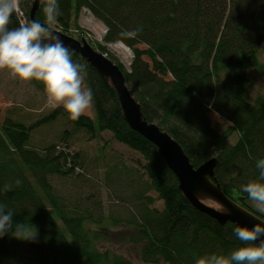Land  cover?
Returning <instances> with one entry per match:
<instances>
[{"label":"trees","instance_id":"obj_1","mask_svg":"<svg viewBox=\"0 0 264 264\" xmlns=\"http://www.w3.org/2000/svg\"><path fill=\"white\" fill-rule=\"evenodd\" d=\"M33 2L20 1L26 18ZM46 2L39 1L35 20L47 27L69 30L81 9L99 21L106 32L94 49L119 67L146 121L166 131L194 168L215 158L214 178L225 195L264 219L240 191L258 179L256 163L264 159V96L251 99L247 77L258 70L264 80L258 60L264 0H58L62 14L52 25L46 23ZM19 25L14 13L8 27ZM137 28L142 31L134 38L120 35ZM117 44L130 52L128 70L106 53ZM73 59L84 66L85 86L93 91V118L72 120L57 108L25 123L12 110L0 124V203L14 223L37 229L34 240L11 232L0 239V264H129L100 246L108 223L129 230L145 264H196L244 246L231 224L220 226L191 209L156 148L122 120L112 88L78 54ZM60 113L69 117L71 131L64 128L53 143L34 141V130ZM212 115L224 121L222 129L213 126ZM82 140L101 143V155L120 145L144 163L139 171L116 163L118 154L110 167L95 157L85 160L72 152ZM7 184L13 187L5 193Z\"/></svg>","mask_w":264,"mask_h":264},{"label":"clouds","instance_id":"obj_2","mask_svg":"<svg viewBox=\"0 0 264 264\" xmlns=\"http://www.w3.org/2000/svg\"><path fill=\"white\" fill-rule=\"evenodd\" d=\"M19 6L20 0H0V71H8L13 78L22 82L40 83L49 107L62 106L70 119L78 120L93 102V91L85 87L84 66L74 61L72 50L45 24L33 20L9 28ZM43 11L47 25L55 24L62 14L58 0H47ZM140 31L142 28L125 30L120 35L131 39ZM256 167L259 170L258 179L242 185L240 191L255 202L260 212H264V159L258 160ZM21 183L19 179L15 181L17 186ZM12 187L7 184L3 191H11ZM222 214H227V210ZM13 217V213L6 210V205L0 203V239L11 232L18 240H34L37 236L36 226L14 223ZM233 234L244 246L228 255L201 257L196 264H264V226L259 223L251 228L236 225Z\"/></svg>","mask_w":264,"mask_h":264},{"label":"rangeland","instance_id":"obj_3","mask_svg":"<svg viewBox=\"0 0 264 264\" xmlns=\"http://www.w3.org/2000/svg\"><path fill=\"white\" fill-rule=\"evenodd\" d=\"M32 5L33 4H31V7ZM49 27L66 34L78 42L84 40L92 47L93 50L98 48L96 47V44L101 43V39L105 33L104 26L99 21L94 19V17L86 9L80 10L75 24H72V27L69 30H61L56 26ZM261 44V47L258 49V60L259 64L263 66L264 41ZM106 53L112 55V57L119 62L124 69L128 70L130 59L129 53L126 49L118 45L110 47L107 46ZM247 77L250 80L251 99L254 100L258 96H264V80L261 73L258 70H251L247 72ZM256 84H259V86L256 87ZM57 108L64 109L62 106L56 108L49 107L47 105L45 91H38L32 82H22L19 79L13 78L6 70L0 71V124L7 116L8 112H11L12 110L15 112L16 117H19L25 123H32L39 115H46ZM93 110L92 103L91 108L88 109L84 115L90 119L93 118ZM211 119L214 127L219 129L224 127V121L218 116L212 115ZM64 128L65 131L69 132L73 127L70 124V119L67 117V114L60 113L57 115L56 121L34 130V135L32 136L34 141L44 139V141H48V143H53L57 139L56 137L61 135L60 131H63ZM102 135L107 139L110 136L108 133H104ZM98 144L99 145H96L95 143L87 142L86 140L75 142L72 147V152H78L80 157L85 160L87 157L90 159L95 157L97 160H101V162L107 167L111 166L108 164L109 160H112L115 164L116 154H118L120 156L118 157L120 160H117L116 163L126 164L131 169H138L140 171V166L144 163V161L137 152L132 150L130 151L125 147L123 148L120 145L114 144V146L109 149L111 151L107 149L104 154L101 155L97 151H99L102 144ZM151 194V196L154 197L152 192ZM104 201V205L106 207L108 203L105 199ZM155 205H159V207H161L159 201L155 202ZM262 213L264 214V212ZM108 224L103 227L104 230L102 231L105 238L103 240V245L100 246L103 250H108L111 253L122 256L129 264H145L140 260L136 248L129 242V230L123 226H110L111 224Z\"/></svg>","mask_w":264,"mask_h":264},{"label":"water","instance_id":"obj_4","mask_svg":"<svg viewBox=\"0 0 264 264\" xmlns=\"http://www.w3.org/2000/svg\"><path fill=\"white\" fill-rule=\"evenodd\" d=\"M39 1L34 0L27 16L28 22L35 20ZM16 14L23 24L24 16L19 10ZM51 31L59 35L64 44L73 53L78 54L112 88L118 100L122 120L132 131L156 148L166 167L175 177L178 192L192 210L210 217L220 226L231 224L233 227L240 225L251 228L257 223L264 226V219L225 195L214 178L215 158L194 168L181 146L166 131L146 121L140 105L127 88L123 73L115 63L93 50L84 40L78 42L57 30L51 29ZM224 210H227V214H222Z\"/></svg>","mask_w":264,"mask_h":264},{"label":"bare ground","instance_id":"obj_5","mask_svg":"<svg viewBox=\"0 0 264 264\" xmlns=\"http://www.w3.org/2000/svg\"><path fill=\"white\" fill-rule=\"evenodd\" d=\"M22 14V13H21ZM23 15V14H22ZM24 16V15H23ZM17 18H18V16H17ZM24 19H25V21H24V23H27L28 22V19L24 16ZM19 21V20H18ZM19 23H20V21H19ZM21 24V23H20Z\"/></svg>","mask_w":264,"mask_h":264},{"label":"built area","instance_id":"obj_6","mask_svg":"<svg viewBox=\"0 0 264 264\" xmlns=\"http://www.w3.org/2000/svg\"><path fill=\"white\" fill-rule=\"evenodd\" d=\"M123 48V47H122ZM129 58H130V56H129Z\"/></svg>","mask_w":264,"mask_h":264}]
</instances>
